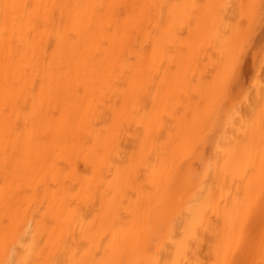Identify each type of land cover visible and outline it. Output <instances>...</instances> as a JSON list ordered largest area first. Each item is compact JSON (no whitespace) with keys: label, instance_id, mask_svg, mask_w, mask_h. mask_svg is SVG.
Listing matches in <instances>:
<instances>
[{"label":"bare ground","instance_id":"6f19581e","mask_svg":"<svg viewBox=\"0 0 264 264\" xmlns=\"http://www.w3.org/2000/svg\"><path fill=\"white\" fill-rule=\"evenodd\" d=\"M233 2L0 0V264H264Z\"/></svg>","mask_w":264,"mask_h":264},{"label":"rangeland","instance_id":"374dc122","mask_svg":"<svg viewBox=\"0 0 264 264\" xmlns=\"http://www.w3.org/2000/svg\"><path fill=\"white\" fill-rule=\"evenodd\" d=\"M244 3L245 6L238 10L233 2L225 15L230 23L238 27L235 36L229 38L231 49L227 56L238 59L229 67L230 72L225 80L227 87L231 88L234 100L243 104L242 107L246 106L247 101L255 100L260 90H264V0H244ZM234 16L237 17L236 21ZM209 55L215 56L212 53ZM211 139L213 138L209 139L210 145L213 141ZM209 149L210 147L207 150Z\"/></svg>","mask_w":264,"mask_h":264}]
</instances>
